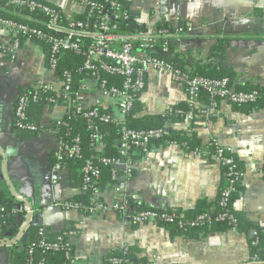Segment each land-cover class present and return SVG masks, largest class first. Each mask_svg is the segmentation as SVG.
Segmentation results:
<instances>
[{"label":"crops","instance_id":"obj_1","mask_svg":"<svg viewBox=\"0 0 264 264\" xmlns=\"http://www.w3.org/2000/svg\"><path fill=\"white\" fill-rule=\"evenodd\" d=\"M45 1L66 18L83 12L79 0ZM7 5L11 6L3 4L0 9L13 14ZM129 10L141 31L150 32L159 24L185 25L171 52L186 62L185 67L214 63L217 59L208 58L209 48L224 38L222 65L232 72V85L264 86V0H132ZM11 41V34L0 27V192L11 200L21 241L11 248L0 243V264H13V251L23 249L29 239L22 225L28 204L35 210L34 224L52 232L77 229L71 240L77 264H102L112 251L123 248L131 249L133 260L155 264L249 263V237L234 229L187 238L172 236L158 223H131L127 215L140 205L192 210L201 199L212 204L224 177L221 165L209 156L208 146L214 140L235 154L243 166L242 191L233 206L246 214L264 244V108L237 111L219 100L210 107L215 118L198 123L201 148L197 152L186 153L174 144L152 145L132 162L133 177L124 189L117 190L113 184L95 193L93 198L106 209L86 217L78 210L61 207L79 191L69 184L68 168L50 169V154L58 143L55 130L49 127L64 116L65 105L45 104L36 124L38 130L25 139L14 124V105L20 92L39 81L59 87L61 79L49 68L48 53L35 40L21 38L19 46L9 51ZM186 96L182 83L150 70L136 115L163 114L186 102ZM78 97L85 106L98 105L119 115L117 100L101 95L93 79L82 81ZM187 126L186 121L173 124L177 129ZM131 194L138 198L131 201L129 213L122 215L114 206Z\"/></svg>","mask_w":264,"mask_h":264},{"label":"built area","instance_id":"obj_2","mask_svg":"<svg viewBox=\"0 0 264 264\" xmlns=\"http://www.w3.org/2000/svg\"><path fill=\"white\" fill-rule=\"evenodd\" d=\"M132 0H79L83 7V19L76 16L67 17L65 23L60 21V12L51 5L37 0H9L8 3L17 8L13 15L23 17L32 21L33 24L25 22H16L13 19L0 17V27L4 28L11 34L12 41L9 51L15 50L19 46L21 38L27 40H44L50 45L48 53V66L54 70L56 67L57 56L62 51H71L74 54H83L84 61L82 68L90 73L91 78L96 82V87L101 95L112 97L117 100L120 114H124L130 109L134 100V95L141 93L146 84V75L150 70L166 73L182 83L186 88V103L191 108L186 116V122L193 117H202L210 112V107H214L215 100L225 101L229 104H246L255 102L258 98L264 100V92L258 90H237L231 84L228 78H206L196 75H188L169 60L164 58L171 54L175 41L180 39L185 25L174 27L157 26L154 30L124 32L115 30L114 21L129 20L132 18L129 4ZM26 10L32 12L39 10L45 19L30 17L29 15L19 12ZM0 49L2 46L0 45ZM81 68V69H82ZM100 72L120 78V85H107L106 79H101L97 83L96 78ZM59 87L44 82H37L33 85L35 90L31 96L27 91L20 92L15 100L14 105V124L17 130H28L35 132L38 126L33 123H27L26 107L30 101L37 100V93L44 90H51L55 93L57 99L67 98V106L76 105L77 111H83L86 106L80 101L78 94L75 98H70V75L63 73V78ZM206 93L210 98V105L204 106L199 99L200 93ZM68 96V97H67ZM84 116L96 115V109L83 111ZM102 120L107 121L109 115H103ZM61 119H57L60 123ZM207 120H201L202 124ZM163 131L161 129L130 130L121 129V142L119 144L118 156L106 157L103 163L112 167L113 178L117 179V190H122L133 177L132 162L126 159V155L131 148L142 152H147L151 142L159 138ZM96 137V136H95ZM98 138V137H96ZM58 147L54 151L56 163L53 170L62 168V161L65 158H77L80 156L79 139L75 138L73 143L67 144L58 140ZM218 144V143H217ZM219 145V144H218ZM225 147L219 145L215 153H209L210 158L219 163V165H230L231 157L224 154ZM120 170L121 174L117 175L116 171ZM83 180L79 191L91 187L92 183L99 176V169L90 161H87L82 167ZM244 170L236 173V176L243 179ZM229 189L221 193L220 205L224 206ZM124 196V195H123ZM138 198L136 194L128 195L122 199L120 204L114 208L119 210L122 215L129 213L131 201ZM92 205L89 210L91 214L97 211H104L106 206L96 198H92ZM135 205V204H134ZM65 210L75 209L79 211L80 205L72 200H65L61 203ZM5 213V208L0 204V213ZM35 210L28 204L25 210V219L23 221V230L32 223ZM129 222L134 224L146 222H172L175 221L173 211L159 210L154 208L136 209L132 214L127 215ZM205 215H199L190 225H197L199 222L206 220ZM178 224L182 222L178 220ZM4 219L0 220V243L6 247H17L21 238L17 233L4 230ZM77 234L76 228H68L56 237V241L46 242L44 240V227L37 229L36 240H29L25 243L26 262L25 264H44L43 260H34L36 250L42 253L48 250L63 251L67 264H77L72 250V238ZM126 252L127 248L119 249ZM112 264H127L126 259L107 257ZM135 264H155L152 261H139Z\"/></svg>","mask_w":264,"mask_h":264},{"label":"trees","instance_id":"obj_3","mask_svg":"<svg viewBox=\"0 0 264 264\" xmlns=\"http://www.w3.org/2000/svg\"><path fill=\"white\" fill-rule=\"evenodd\" d=\"M9 0H0V6L7 4ZM43 1L47 4L54 7L52 4L48 3L45 0ZM9 10L17 11V8L11 5L6 6ZM56 8V7H55ZM57 9V8H56ZM58 10V9H57ZM19 12L25 13L30 17H37L45 19L42 13L39 10L28 12L26 10ZM60 12V10H58ZM79 19H83V14L75 15ZM0 17L13 19L16 22H25L33 24L32 21L27 20L23 17L13 15L8 11L0 9ZM66 17L60 12V21L61 23L66 22ZM116 28L115 30H121L124 32H135L141 31L139 27L134 23V19L129 20H118L114 21ZM158 26H161L160 24ZM161 27H168L167 25H162ZM41 48L49 53L50 45L44 40L38 39L35 40ZM226 41L224 38L218 39L214 45L209 48V57H215L217 59L214 63L206 64H193L190 67H185L186 62L177 57L167 54L163 56L176 67L187 73L188 75H196L206 78H223L226 77L232 84L233 74L232 72L225 68L222 65L224 58ZM170 49V52H172ZM4 50V49H3ZM5 51V50H4ZM83 54H74L71 51H62L58 54L56 60V67L54 69L55 73L63 78V73L67 72L70 75V93L68 96L72 99L79 94V91L82 86V81L84 79H93L90 76V73L85 71L82 68L84 61ZM82 68V69H81ZM101 79L107 80V85H120V78L109 75L104 72H100L98 78H96L97 83ZM237 90H252L256 89L261 94L264 92V86H257L254 84L245 83L243 85H236L234 87ZM29 95H33L35 90L33 88L25 90ZM140 93L134 95V100L130 106V109L124 114H120L118 108V116H114L106 109H102L98 105L86 106L83 111H90L93 108L96 109V115L94 116H84L82 115L83 111H77L76 105L67 106L66 112L61 119L60 123H57V120H54L50 129L55 130L57 142L58 140L63 141L64 143L71 144L75 138L79 139V151L80 156L77 158H65L62 161V166L68 168V181L70 186L75 188H81L83 180V171L82 167L87 161H90L99 169V176L94 180L91 187L78 191L77 194L70 197L68 200L77 202L80 205L79 211L83 216H89L91 208V201L95 193L100 191L102 188L108 185H113L117 182L116 178H113V169L111 166L103 163V159L106 157H115L118 156L119 144L121 142V129L126 128L130 130H151V129H161L163 131L162 135L154 139L151 142V145L157 146H167L170 144L180 146L184 152L190 153L193 151H198L200 146V140L197 136L198 123L201 120H213L216 116V112H210L202 117H193L188 121V126L186 129H177L173 127V124L179 122H185V114L191 110L186 102L177 104L171 107L167 112L163 114H145L142 116H137L136 113L139 110V97ZM67 96V97H68ZM65 98L57 99L55 93L49 89L40 91L37 93V100L30 101L26 107V119L27 123L37 124L39 116L42 112V107L51 102H61L64 105L67 104ZM199 99L202 101L204 106L210 105V98L204 92L200 93ZM219 100L214 101L216 106ZM234 109L237 111H250L258 110L264 108V100L257 99L255 102L246 103V104H232ZM103 115H109V119L104 121L101 119ZM19 135L22 139H25L35 132L28 130H18ZM98 138H96V137ZM219 145L211 140L209 143L208 149L210 153H215ZM149 147V149H150ZM145 152L139 151L137 149L131 148L127 155L126 159L130 162H133L137 156L142 155ZM224 154L228 157H231L232 163L230 165H221V171L223 180L218 189V195L215 201L207 203L204 199L199 200L195 207L192 210H181V209H167V212L173 211L175 213V221L172 222H159V225H162L169 230V233L172 236L180 235L187 238H197L203 237L209 231L212 230H225V229H234L237 232L244 233L249 237V248H250V258L248 264H264V244L261 239L260 232L256 230L257 228L251 225L247 220L246 214L242 211L234 209V202L239 198L242 191V179L236 176L237 172L243 170V166L240 160L233 154L231 151L225 148ZM56 163L55 152L50 154V169L53 170V167ZM54 171V170H53ZM117 175H120V170L117 169ZM228 196L226 197L225 205H220L221 193L225 189H229ZM0 204L5 208V213H0V220L4 219L5 226L11 225V227H3L4 230H9L12 233H17L18 225L16 222V215L12 212L13 205L11 200L8 199L2 192H0ZM147 207L138 206L137 209L142 210ZM205 215L206 220L199 222L197 225H190L191 221H195L197 216ZM178 220L182 222L181 225L178 224ZM41 225L34 224L33 222L26 228L29 233V240H36L37 229ZM9 228V229H8ZM256 228V229H255ZM66 230H61L60 232H52L47 227H44V240L46 242L56 241V237L61 235L62 232ZM108 257H115L118 259H126L127 264H135L139 261H146L144 259H137L136 262L133 261L131 249H127L126 252L122 251H112ZM13 264H25L26 262V249L25 247L21 250L13 251L12 253ZM34 260L39 261L43 260L44 264H67L63 251H54L48 250L42 253L39 249L36 250L34 255ZM102 264H112L106 260Z\"/></svg>","mask_w":264,"mask_h":264},{"label":"water","instance_id":"obj_4","mask_svg":"<svg viewBox=\"0 0 264 264\" xmlns=\"http://www.w3.org/2000/svg\"><path fill=\"white\" fill-rule=\"evenodd\" d=\"M133 16V15H132ZM134 262H136L135 260H133Z\"/></svg>","mask_w":264,"mask_h":264}]
</instances>
